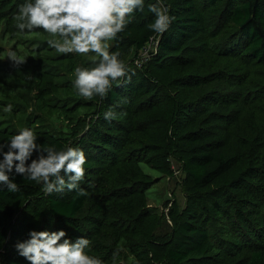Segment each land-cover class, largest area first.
Masks as SVG:
<instances>
[{"label":"trees","instance_id":"trees-1","mask_svg":"<svg viewBox=\"0 0 264 264\" xmlns=\"http://www.w3.org/2000/svg\"><path fill=\"white\" fill-rule=\"evenodd\" d=\"M19 2L0 0V17L10 5L16 13ZM169 2L175 19L141 66L135 59L150 35L133 42L137 50L131 61L123 43L127 26L110 41L129 76L136 75L133 80L114 83L103 98L84 99L74 92L67 131L49 127L47 117L37 127L25 125L44 145L84 149L89 141L95 154L87 157L85 171L94 178L88 185L80 183L84 178L79 182L83 193L64 187L46 194L40 183L19 174L17 191L0 189V236L8 237L9 256L14 252L10 237L28 223L29 203L44 197L46 206L33 212L42 217L41 228L64 227L73 238L87 236L88 251L104 264H264V0H204L201 7L198 0ZM153 63L176 87L167 128L186 174L188 205L172 215L169 239L153 234L157 214L146 199L154 185L141 167L151 166L163 150L143 109L160 90ZM123 98L125 106L118 103ZM108 107L117 119L103 116ZM16 131L0 128V141ZM87 208L90 213L84 214ZM120 210L139 224L112 219L110 214ZM52 217L55 224L49 225Z\"/></svg>","mask_w":264,"mask_h":264},{"label":"clouds","instance_id":"clouds-1","mask_svg":"<svg viewBox=\"0 0 264 264\" xmlns=\"http://www.w3.org/2000/svg\"><path fill=\"white\" fill-rule=\"evenodd\" d=\"M145 3L146 0H21L14 17L15 30L51 34L47 44L59 53L97 54L98 59L91 64L74 65L72 85L84 99L103 98L129 71L119 50H110L109 42L124 30L135 11L143 10ZM170 6L169 0H147V8L153 14L149 29L159 34L170 27L175 19ZM7 58L13 67L22 64L15 49L7 51ZM12 107L8 103L0 110L7 113ZM115 115L112 107L103 112L106 119ZM86 159L79 145H44L33 128L20 127L6 141H0V189L17 191L19 174L40 183L46 194L64 187L83 193L79 182L84 178ZM54 224L55 217L49 218V225ZM0 239L4 240L0 245L2 252L8 237ZM10 247L15 256L23 258V264H104L88 251L87 236L73 238L64 227L29 228ZM7 262L0 257V264Z\"/></svg>","mask_w":264,"mask_h":264},{"label":"rangeland","instance_id":"rangeland-1","mask_svg":"<svg viewBox=\"0 0 264 264\" xmlns=\"http://www.w3.org/2000/svg\"><path fill=\"white\" fill-rule=\"evenodd\" d=\"M203 4L204 0H198L200 7ZM11 9L12 5L8 7L6 14L0 17V106L11 103L13 107L7 113L0 110V128L9 131L12 128L19 129L26 124L37 127L40 125L41 118L47 117L49 127L67 131L69 129L67 112L72 106V95L76 92L73 86L70 87L74 78L72 68L76 64H81V59L96 61L98 55L93 52L86 54L59 53L47 44V41L52 38L51 34L43 30H26L24 32L15 30V10ZM132 16L126 25L128 27L126 32L130 34L125 35L126 40L123 41L126 44L125 49L129 50L127 57L129 61L132 60L137 50L133 42L146 35H150V39L156 40L161 34L155 33L148 27L153 14L147 8V0L143 10L137 11ZM227 28L229 27L227 26ZM231 30L225 40L232 34L234 28ZM9 49L16 50L22 61L21 65L12 66V62L7 58ZM141 53L142 49L136 59L140 58ZM186 58H190V56ZM150 69L158 79L157 86L160 90L151 99H148L149 101L143 106V109L147 110L145 118L154 125L163 150L159 155H156L157 158L151 163V166L144 163L141 164V167L146 174L152 176L154 185L148 190L149 198L146 199L147 206L153 207L157 214V219L153 220L156 225L153 234L158 239H169L174 230L172 215L181 214L188 205L187 192L184 190L186 174L183 171L182 160L172 151L174 147L173 140L170 139L171 129L167 128V120L173 111L172 98L175 96L173 89L176 87L168 83L164 71L159 70L158 65L153 63ZM133 76L136 77V75H131L128 79L133 80ZM167 86L170 87L168 93H166ZM57 99L61 100L58 104L55 102ZM125 100L124 98L120 99L118 103L122 104L123 102V106ZM96 110L94 108L92 111L96 112ZM87 142L88 145H84V151L88 157L92 156L94 150L89 145V141ZM92 178L94 177L85 171L84 180L80 183L86 182L88 185V180H92ZM45 206L44 197L31 200L27 211L26 222L28 223L23 225V230L17 229L18 233L14 237H10L9 242L23 238L29 228H41L43 219L42 217H33V212H37ZM22 211L21 209L17 213L14 220L18 219ZM87 213H90L88 208L84 214ZM110 216L123 223L132 220L138 225L140 222L135 216L124 217L121 210L110 214ZM148 223L147 221L146 224ZM14 228H16V223H14ZM11 254L13 256H9L8 249H5L0 252V257H3L6 262L8 261L7 264H16L13 259L23 262L22 257L15 256L14 252ZM122 264L127 263L122 262Z\"/></svg>","mask_w":264,"mask_h":264},{"label":"built area","instance_id":"built-area-1","mask_svg":"<svg viewBox=\"0 0 264 264\" xmlns=\"http://www.w3.org/2000/svg\"><path fill=\"white\" fill-rule=\"evenodd\" d=\"M158 43H159L158 38L156 40L151 38L142 48L141 56H140V58L135 60V63L138 66H141L143 63H145L151 57V55L156 53Z\"/></svg>","mask_w":264,"mask_h":264}]
</instances>
